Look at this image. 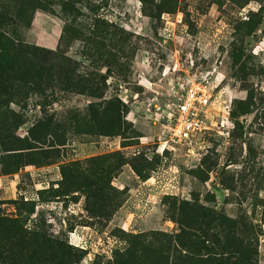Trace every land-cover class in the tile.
I'll return each instance as SVG.
<instances>
[{
  "label": "rangeland",
  "instance_id": "rangeland-1",
  "mask_svg": "<svg viewBox=\"0 0 264 264\" xmlns=\"http://www.w3.org/2000/svg\"><path fill=\"white\" fill-rule=\"evenodd\" d=\"M27 1L0 0L46 67L0 50V264L183 263L191 236L264 264V0ZM204 81L207 129L177 144L174 104Z\"/></svg>",
  "mask_w": 264,
  "mask_h": 264
},
{
  "label": "trees",
  "instance_id": "trees-1",
  "mask_svg": "<svg viewBox=\"0 0 264 264\" xmlns=\"http://www.w3.org/2000/svg\"><path fill=\"white\" fill-rule=\"evenodd\" d=\"M27 0H20V6L18 9L19 17L22 14V12L27 9H30V11H33L34 7L31 6ZM26 3V4H25ZM24 7V10H23ZM21 22V20H20ZM31 22L27 23L25 22L24 25L29 26ZM15 23H13L11 20L7 19L6 16L0 15V50L2 53H7L12 55V58L8 60V64L11 66L14 64L15 61H17V65L20 67V71L22 72V75H27L32 80L36 79L37 77H42L45 74L46 67L43 65V62L39 59L38 63H35L33 58H36L38 56V50L31 47H28L24 44L17 45V42H15L12 37L15 35V29L12 30V27H14ZM70 33H72L71 30L66 29V39L70 38ZM40 58V57H39ZM4 68V63H2ZM79 80L78 84H76V87L78 89H81L79 91H82L84 93L86 92H93L94 90L92 87L87 86L86 84ZM116 113V108H104L101 112V117L106 118L110 114ZM185 206L190 207L191 205L186 204ZM184 209V208H183ZM182 210V208H181ZM184 211V210H183ZM194 215V214H190ZM189 221H183L187 223H194L195 221V215L192 218H189ZM192 224H184L181 223L182 226L188 229H192ZM195 236H191L189 242H176L177 245H179L180 248H184L189 250L192 257H186L183 260V263H179L177 259L174 257L171 261L170 252L168 248L165 246L163 249H157L156 247L152 248V246H144L142 250V255H134V260L140 261L143 260V258L151 257V264H228L225 259H202L199 258L202 255V251L208 250L207 246L204 242H198L197 238L195 239ZM237 248H244L242 245L238 246ZM238 252V251H237ZM241 254V252H239ZM209 256V255H207ZM234 264H246L244 262V259L242 258L240 261L235 262Z\"/></svg>",
  "mask_w": 264,
  "mask_h": 264
},
{
  "label": "built area",
  "instance_id": "built-area-1",
  "mask_svg": "<svg viewBox=\"0 0 264 264\" xmlns=\"http://www.w3.org/2000/svg\"><path fill=\"white\" fill-rule=\"evenodd\" d=\"M212 100L213 91L208 82L185 90L173 108L170 127L173 142L189 146L207 129Z\"/></svg>",
  "mask_w": 264,
  "mask_h": 264
},
{
  "label": "bare ground",
  "instance_id": "bare-ground-1",
  "mask_svg": "<svg viewBox=\"0 0 264 264\" xmlns=\"http://www.w3.org/2000/svg\"><path fill=\"white\" fill-rule=\"evenodd\" d=\"M163 150H165V148H163ZM163 150H162V151H163Z\"/></svg>",
  "mask_w": 264,
  "mask_h": 264
}]
</instances>
